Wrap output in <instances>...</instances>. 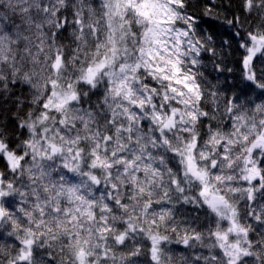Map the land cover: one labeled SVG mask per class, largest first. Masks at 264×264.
Returning a JSON list of instances; mask_svg holds the SVG:
<instances>
[{
    "label": "snow or ice",
    "instance_id": "1",
    "mask_svg": "<svg viewBox=\"0 0 264 264\" xmlns=\"http://www.w3.org/2000/svg\"><path fill=\"white\" fill-rule=\"evenodd\" d=\"M0 264H264V0H0Z\"/></svg>",
    "mask_w": 264,
    "mask_h": 264
}]
</instances>
